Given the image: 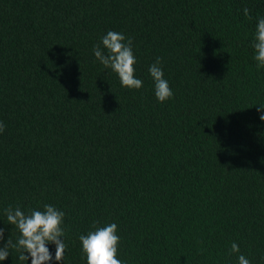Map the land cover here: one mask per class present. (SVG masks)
I'll return each mask as SVG.
<instances>
[{
  "label": "trees",
  "instance_id": "16d2710c",
  "mask_svg": "<svg viewBox=\"0 0 264 264\" xmlns=\"http://www.w3.org/2000/svg\"><path fill=\"white\" fill-rule=\"evenodd\" d=\"M258 18L264 0H0L5 241L19 235L5 208L51 204L67 245L52 264H86L79 236L94 222L117 224L123 264H264ZM109 30L131 38L140 89L95 58ZM157 57L173 91L163 103ZM18 255L0 264H31Z\"/></svg>",
  "mask_w": 264,
  "mask_h": 264
},
{
  "label": "clouds",
  "instance_id": "9594fccd",
  "mask_svg": "<svg viewBox=\"0 0 264 264\" xmlns=\"http://www.w3.org/2000/svg\"><path fill=\"white\" fill-rule=\"evenodd\" d=\"M244 15L251 19L249 9H243ZM254 50L256 68H264V18H258L256 30L251 44ZM131 38L124 34L109 30L101 37L100 44L93 47L95 58L106 68L116 73L122 87L140 89L142 81L135 77L136 57L133 53ZM106 50V52H105ZM161 58L149 66V74L154 81V94L158 102H165L172 98L173 91L164 78L161 67ZM264 109V105L257 107V112ZM259 119L264 121V114ZM5 125L0 121V133ZM9 225L14 226L19 235L15 241L7 238L5 241L4 229L0 228V261L8 258L10 250H15L18 260L31 264H52V261L62 262L67 245L64 243L65 228L63 221L65 213L51 204H44L43 210L31 209L26 214L19 206H8L4 210ZM92 231L86 235L81 234V251L86 258V264H123L117 258L120 237L117 235L118 227L115 223L97 227L93 223ZM55 245L54 256L48 245ZM240 253L239 246L233 242L229 254ZM238 264H251L243 254L237 256Z\"/></svg>",
  "mask_w": 264,
  "mask_h": 264
}]
</instances>
